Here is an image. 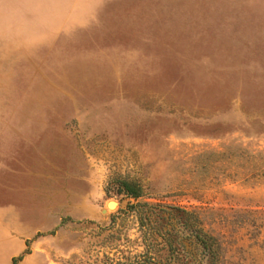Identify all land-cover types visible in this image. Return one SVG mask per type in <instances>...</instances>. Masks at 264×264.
<instances>
[{
	"label": "rangeland",
	"instance_id": "rangeland-1",
	"mask_svg": "<svg viewBox=\"0 0 264 264\" xmlns=\"http://www.w3.org/2000/svg\"><path fill=\"white\" fill-rule=\"evenodd\" d=\"M2 225L11 264H264V0H0Z\"/></svg>",
	"mask_w": 264,
	"mask_h": 264
},
{
	"label": "crops",
	"instance_id": "crops-1",
	"mask_svg": "<svg viewBox=\"0 0 264 264\" xmlns=\"http://www.w3.org/2000/svg\"><path fill=\"white\" fill-rule=\"evenodd\" d=\"M26 247V241L18 236L11 238L10 231L0 226V264H11L12 257Z\"/></svg>",
	"mask_w": 264,
	"mask_h": 264
},
{
	"label": "trees",
	"instance_id": "trees-1",
	"mask_svg": "<svg viewBox=\"0 0 264 264\" xmlns=\"http://www.w3.org/2000/svg\"><path fill=\"white\" fill-rule=\"evenodd\" d=\"M129 194L130 195H132V196H137L135 193H132V192H129ZM172 210H176L177 212H182V213H187L185 210H183L182 208H178V207H172L171 208ZM188 214V213H187ZM196 240H197V243L201 246H203V247H205V248H207V242H206V240L202 237V236H197V238H196ZM26 253H29V250H27V251H25ZM19 258H22V256H20ZM18 258V259H19ZM17 262V258H14L13 259V263L14 264H17L16 263Z\"/></svg>",
	"mask_w": 264,
	"mask_h": 264
},
{
	"label": "water",
	"instance_id": "water-1",
	"mask_svg": "<svg viewBox=\"0 0 264 264\" xmlns=\"http://www.w3.org/2000/svg\"><path fill=\"white\" fill-rule=\"evenodd\" d=\"M115 202L114 201H111L110 204H114Z\"/></svg>",
	"mask_w": 264,
	"mask_h": 264
},
{
	"label": "bare ground",
	"instance_id": "bare-ground-1",
	"mask_svg": "<svg viewBox=\"0 0 264 264\" xmlns=\"http://www.w3.org/2000/svg\"><path fill=\"white\" fill-rule=\"evenodd\" d=\"M110 205H113V204H110Z\"/></svg>",
	"mask_w": 264,
	"mask_h": 264
}]
</instances>
